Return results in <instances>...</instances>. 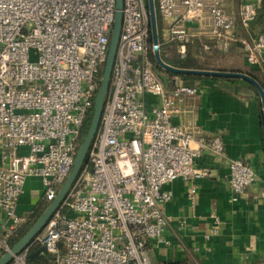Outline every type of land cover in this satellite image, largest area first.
Returning <instances> with one entry per match:
<instances>
[{"label":"built area","instance_id":"obj_1","mask_svg":"<svg viewBox=\"0 0 264 264\" xmlns=\"http://www.w3.org/2000/svg\"><path fill=\"white\" fill-rule=\"evenodd\" d=\"M226 3L158 0L163 42L176 44L181 59L198 37L208 41L206 53L238 42L247 63L261 65L264 32L236 37L239 24L248 28L256 20L258 3L243 4L239 20ZM122 13L109 94L87 161L44 230L11 264H29L35 245L52 264H151L150 245L166 243L163 205L173 194L164 187L186 181L193 200L195 182L211 175L196 159L224 154L221 138L196 137L173 122L198 89L177 75L167 86L156 72L148 0H124ZM115 15L116 0H0V252L10 251L9 240L28 221L18 213L27 179H41L42 201L51 204L72 172ZM255 180L251 164L231 160L232 202Z\"/></svg>","mask_w":264,"mask_h":264},{"label":"crops","instance_id":"obj_2","mask_svg":"<svg viewBox=\"0 0 264 264\" xmlns=\"http://www.w3.org/2000/svg\"><path fill=\"white\" fill-rule=\"evenodd\" d=\"M258 1L227 0L226 9L239 20L242 5ZM263 31L262 27L253 24L248 28L239 24L236 37L250 40ZM196 39L208 42L204 37ZM210 52L213 53L209 59L212 71L248 74L264 86V59L261 65H249L240 43H233L227 52L219 49ZM205 78L195 82L198 93L185 97L180 103L181 113L173 122L196 137L221 138L225 151L222 155L206 152L196 159L197 167L209 170L211 175L195 182L197 194L193 200L189 198L190 184L186 181L176 180L164 187L173 194V199L163 205L169 222L166 243L150 245V262L264 264V115L261 98L242 83L243 80L222 83L215 80L220 78ZM222 85L226 88H221ZM148 102H153L152 97H148ZM192 146L197 147L196 143ZM233 159L248 162L256 173V180L247 189L246 196L236 203L232 202L228 183L229 163ZM42 196L41 179H27L18 213L29 218L41 203ZM0 217L3 218L1 212ZM28 263L52 264V257L42 253L29 259Z\"/></svg>","mask_w":264,"mask_h":264},{"label":"water","instance_id":"obj_3","mask_svg":"<svg viewBox=\"0 0 264 264\" xmlns=\"http://www.w3.org/2000/svg\"><path fill=\"white\" fill-rule=\"evenodd\" d=\"M123 4L124 0H116V15L115 22L113 27V33L110 43V48L105 64V68L103 71V77L101 81V86L97 93L95 103H94V115L91 127L88 131V134L80 146L75 163L72 169L71 174L69 175L67 181L63 185L56 199L49 205L47 210L43 213V215L37 220V222L33 225V227L29 230V232L19 241L17 242L7 253H5L2 257H0V264H11L16 256L21 254L32 242L36 239V237L44 230L47 223L53 217L54 213L60 208L63 201L65 200L68 192L73 186L74 182L78 178V175L81 172L84 164L88 158V152L91 147V144L94 138L97 135V132L100 127V122L102 118V114L104 111V107L106 104V100L109 94L110 89V80L112 75V70L114 67L118 44L122 29L123 22ZM148 8H149V17H150V26H151V38L153 43V57L155 61L156 67L171 73L177 76H197V77H208V78H229V79H239L248 82L251 84L258 92L261 98V103L263 107V115H264V89L261 84L251 75L244 74L241 72H232V71H207V70H189V69H179L168 65L165 63L161 57L160 46H159V32H158V21L156 15V7L155 0H148ZM42 253H46V249L44 247L38 249L35 253H31L29 259H33L36 256H39Z\"/></svg>","mask_w":264,"mask_h":264},{"label":"trees","instance_id":"obj_4","mask_svg":"<svg viewBox=\"0 0 264 264\" xmlns=\"http://www.w3.org/2000/svg\"><path fill=\"white\" fill-rule=\"evenodd\" d=\"M254 26L262 27L264 30V0H259L258 1V8H257V18L256 20L252 23ZM158 25H159V36H160V41H161V47H160V52H161V57L165 63L168 65H171L173 67L179 68V69H189V70H207V71H212V68L210 67V62L209 59L212 58V52L210 53H205L203 51V43L202 41L196 39L194 40L190 45H188V52L187 56L184 59H181L179 55L177 54L176 51V44H165L162 39V34H161V24L160 20L158 19ZM264 32V31H263ZM262 32V33H263ZM155 70L158 73V75L161 77V79L164 81V83L167 86H170V81L171 79L175 76L171 73H168L158 67L155 66ZM104 71V70H103ZM103 71L100 74V78L102 79L103 77ZM182 79L184 80L185 84L194 88L195 87V82L198 80L202 79H207L205 77H197V76H182ZM219 80L222 83H227V82H235L237 81L236 79H229V78H220V79H215ZM247 87L252 89L257 96H259L257 90L250 85L247 82H243ZM264 89V86L261 85ZM221 88H226L225 85L221 86ZM93 115H94V107L90 110L87 119L85 121V124L83 126V129L81 131L80 135V144L84 142L88 131L91 127L92 120H93ZM49 203H46L44 201H41L39 206L35 209L34 213L28 218L27 223L21 227L15 234L14 236L9 240V246L12 248L17 242H19L28 232L29 230L33 227V225L37 222V220L43 215V213L47 210L49 207ZM40 247L35 245L33 246V251L38 250ZM5 253L0 252V257H2Z\"/></svg>","mask_w":264,"mask_h":264},{"label":"rangeland","instance_id":"obj_5","mask_svg":"<svg viewBox=\"0 0 264 264\" xmlns=\"http://www.w3.org/2000/svg\"><path fill=\"white\" fill-rule=\"evenodd\" d=\"M155 2L157 3L158 2V0H155ZM240 13V12H239ZM202 43L204 44V40H202ZM237 44V43H236ZM238 47H239V45H238ZM161 53V52H160ZM153 59H154V57H153Z\"/></svg>","mask_w":264,"mask_h":264}]
</instances>
